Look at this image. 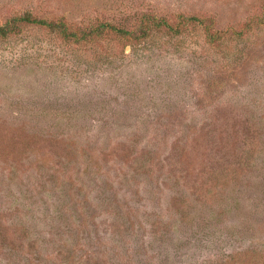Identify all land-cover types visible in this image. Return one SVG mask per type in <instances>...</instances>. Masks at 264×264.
Instances as JSON below:
<instances>
[{"label": "rangeland", "instance_id": "1", "mask_svg": "<svg viewBox=\"0 0 264 264\" xmlns=\"http://www.w3.org/2000/svg\"><path fill=\"white\" fill-rule=\"evenodd\" d=\"M27 11L111 27L0 35V264H264V0Z\"/></svg>", "mask_w": 264, "mask_h": 264}, {"label": "trees", "instance_id": "2", "mask_svg": "<svg viewBox=\"0 0 264 264\" xmlns=\"http://www.w3.org/2000/svg\"><path fill=\"white\" fill-rule=\"evenodd\" d=\"M187 20H201L200 17L197 15H190L185 17ZM38 23L42 25H46L51 29L54 30H59L60 33L63 35L64 38H71L74 37L76 40H82L88 38L87 36H92L95 34H100L105 30L108 26L111 27V25L103 23L100 24V27H94L91 30H82L83 32L80 36L77 35V32L71 31L68 29L66 23L63 21H56V20H49V19H44V18H39L34 16L30 11L25 12L21 16H14L11 19H9L5 24L0 25V35H6L14 28L18 27L19 23ZM99 26V25H98ZM112 29L114 30H119L121 33H127V31H124L120 28H116L112 26Z\"/></svg>", "mask_w": 264, "mask_h": 264}]
</instances>
